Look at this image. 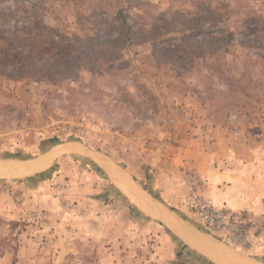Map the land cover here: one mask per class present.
<instances>
[{"label": "rangeland", "instance_id": "1", "mask_svg": "<svg viewBox=\"0 0 264 264\" xmlns=\"http://www.w3.org/2000/svg\"><path fill=\"white\" fill-rule=\"evenodd\" d=\"M123 19L130 39L111 68L0 74V165L87 145L209 233L187 212L192 172L252 214L247 244L231 246L264 263V0H0V27L22 45L40 40L39 23L43 42L65 44L110 38ZM158 211L87 154L0 175V264H226Z\"/></svg>", "mask_w": 264, "mask_h": 264}, {"label": "trees", "instance_id": "2", "mask_svg": "<svg viewBox=\"0 0 264 264\" xmlns=\"http://www.w3.org/2000/svg\"><path fill=\"white\" fill-rule=\"evenodd\" d=\"M108 24L111 31L117 29L110 38L75 39L65 44H59L52 38L43 42L41 35L47 27L41 23L37 26L40 40L28 45L19 43L23 36L17 29L0 27V74L14 80L45 76L54 81L58 73L67 72L72 76L84 67L111 68L123 49L122 43L129 41L132 29L125 19Z\"/></svg>", "mask_w": 264, "mask_h": 264}, {"label": "water", "instance_id": "3", "mask_svg": "<svg viewBox=\"0 0 264 264\" xmlns=\"http://www.w3.org/2000/svg\"><path fill=\"white\" fill-rule=\"evenodd\" d=\"M69 153L87 154L105 162L111 169L123 176L128 185H130L142 199L146 200L148 203L154 206L156 211L159 210L158 212L163 214L180 233L183 232V234H185L187 238H191L190 240L193 242V246H195L197 249L203 250V252L207 253L212 258H214V255L200 247L201 242L205 243L207 247H210L213 250L215 249L214 251H216L215 253H217V258L226 264H254L256 262L257 264H264L263 262H259L246 256L245 254L235 249V247L231 246V244L224 242L223 240L213 236L212 234L201 231L196 226H192L191 223H186L182 217H177L167 206L156 199L147 189L142 187L123 167L118 165L116 162H114V160L105 155L103 152L96 150L90 146L82 144L66 146L35 158L19 160L8 165H0V175L27 168L36 169L45 167L55 162L58 157ZM190 226H192L194 229ZM197 229L199 230L198 232L193 231ZM192 231L194 233H197V235H193ZM218 256H221V258H219Z\"/></svg>", "mask_w": 264, "mask_h": 264}, {"label": "built area", "instance_id": "4", "mask_svg": "<svg viewBox=\"0 0 264 264\" xmlns=\"http://www.w3.org/2000/svg\"><path fill=\"white\" fill-rule=\"evenodd\" d=\"M184 179L189 185L186 207L193 219L224 242L233 246L246 245L257 223L252 214L206 194L203 181L192 172H186Z\"/></svg>", "mask_w": 264, "mask_h": 264}, {"label": "crops", "instance_id": "5", "mask_svg": "<svg viewBox=\"0 0 264 264\" xmlns=\"http://www.w3.org/2000/svg\"><path fill=\"white\" fill-rule=\"evenodd\" d=\"M223 177L224 176H219L218 178H216L215 180H216V186H219V184L220 183H224V180H223ZM120 188V187H119ZM121 189V188H120ZM121 190H123V189H121ZM124 191V190H123ZM124 193H126L125 191H124ZM215 195H217V198L219 199V200H222V201H227V203H228V205H230V206H232V207H234V208H239V206L241 207V206H244V204L242 203V202H238V201H235L234 199H232L233 198V196H235L234 195V193L232 192V190H224V191H220V192H216V194ZM127 196L132 200L133 198L130 196V194L129 193H127ZM132 201H134L135 202V200H132ZM135 203H137V202H135ZM138 204V203H137ZM187 212L189 213V211L187 210ZM191 215V214H190ZM148 225L150 226V228H148L150 231H156L157 229H156V226L153 224V223H151V222H148ZM193 226V225H192ZM192 226H190V227H192ZM193 228V227H192ZM194 229V228H193ZM193 231H196V232H198L199 230L197 229V230H193ZM192 231V233H193V235H197V233H194ZM180 236V238L185 242V243H187L192 249L194 248H196L195 246H193L194 244H193V242L189 239V238H187L186 236H185V234H183V232H181V234L179 235ZM160 238H162V246L160 247V248H165V247H168V256L170 257V255H171V247H172V241H171V239L168 237V236H162V237H160ZM164 245V246H163Z\"/></svg>", "mask_w": 264, "mask_h": 264}, {"label": "bare ground", "instance_id": "6", "mask_svg": "<svg viewBox=\"0 0 264 264\" xmlns=\"http://www.w3.org/2000/svg\"><path fill=\"white\" fill-rule=\"evenodd\" d=\"M111 169V168H110ZM112 174L114 176V179L116 181V183L119 184V187L121 189H123L126 194L129 193L130 196L133 198L132 200H135V202H137L139 205L143 206L144 208H146V210H148L149 212H152L154 214H156V210L154 208V206H152L150 203H148L146 200L142 199L133 189L130 185H128V183L126 182L125 178L123 176H121L119 173L115 172L113 169H111ZM200 247L202 249H204L205 251L211 253L212 255L216 256L217 253H215L213 250H211L209 247L204 246V244L200 243ZM217 257V256H216ZM219 258H221V256H218Z\"/></svg>", "mask_w": 264, "mask_h": 264}]
</instances>
